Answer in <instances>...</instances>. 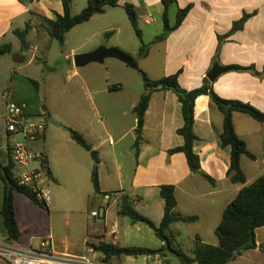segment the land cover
I'll return each mask as SVG.
<instances>
[{
	"label": "crops",
	"instance_id": "0c3cea01",
	"mask_svg": "<svg viewBox=\"0 0 264 264\" xmlns=\"http://www.w3.org/2000/svg\"><path fill=\"white\" fill-rule=\"evenodd\" d=\"M127 3L132 4L138 13L143 41L146 38V30H149L155 32L149 37L150 42L161 47L158 50V57L161 58L160 68L154 75H150L152 79L179 73L180 86L184 90L192 91L203 86L214 64L233 67L235 70L224 73L215 82H211L214 92L222 99L248 103L264 112V0H175L168 10V18L172 26L176 23L178 10L189 6L191 9L183 23L165 40L158 39L164 32L163 0H119V7L114 9L124 10L123 5ZM86 6L87 0L84 8ZM110 8L112 9L107 7L102 15H108ZM63 12L62 0H0V45L12 46L11 38L17 37L15 30L25 29L36 18H43L49 22ZM102 15H95L82 25L97 21V17ZM244 15L249 17L243 28L231 34L234 23L240 21ZM170 17H173V21ZM159 19H162L161 23ZM109 21L110 29L113 30L109 35L112 37L103 45L127 53L124 48H128V45L122 40L116 38L112 42L121 32L118 21L110 16ZM82 25L76 26L67 33L65 44L68 35ZM160 28H163L162 33H158ZM97 34L98 31H95L87 37L78 47L72 49L71 54L77 55L97 49L95 47L97 45L91 44V39ZM219 37H225L222 44ZM136 53L139 55V50H136ZM151 57L153 53L149 49L148 56L141 58L148 60ZM237 66H252L257 74L240 71ZM73 67L72 76H75L78 70ZM105 77L101 76L103 79ZM122 90L119 86L111 89L104 81L94 90L91 114L86 115L81 127H78L81 128L80 133L98 152L101 192L125 193L132 199L135 210L159 227L165 215V200L160 195V187L173 185L176 188L178 202L176 211L183 216H196L197 220L191 223L172 224L170 234L173 231L181 233L186 229H192L188 239L194 242L198 236L206 243L204 239L206 233L196 231L197 225L211 222L212 233L216 235V228L228 205L245 185L252 184L263 175L250 179L246 166H257L259 163L264 165V123L244 113L236 112L233 115L236 133L256 156L255 160L247 156L242 157L241 165L247 183L234 184L228 177L231 147L222 146L219 139L224 128V114L209 95L200 96L195 106L194 132L198 138L195 152L201 160V171H198L199 174H194L189 168L184 153H169L170 150L184 144L183 136L178 133V130L184 126V117L177 95L171 90L153 93L146 112L141 141L136 148L137 117L134 108L144 93V88L137 89L128 96L119 97ZM29 115L32 116L31 113ZM111 120L120 127L115 134L117 140L111 136L103 138L97 126L98 123L103 124ZM5 134L7 143H3L0 139V161L3 165L9 163L10 144L19 139L9 136L6 129ZM41 140L44 141L43 144ZM41 140L31 143V147L34 151L42 153L47 161L50 170L47 183L51 189L52 202L46 207L35 203L24 194L15 193V212L21 234L18 244L23 240V243L29 246H36L42 239L53 236L60 251L79 255H90V250H96L94 247L102 242L120 247L152 249L134 241L138 240L139 233L145 231L143 226L145 224L135 223L129 217L121 215L123 199L112 203L106 217L101 220L92 219L87 212L83 213L82 209H67L66 207L77 202L82 204L83 200H88L91 212L96 210L99 204H103L102 194L96 195L95 190L89 191L88 181L92 183L93 170H72L73 157L69 149H73L72 145L78 144L70 135L69 138L64 136L65 145L62 148L54 147L49 135L48 121ZM74 151L81 154L77 148ZM202 172L212 177L215 182L213 184L209 182ZM4 192L5 183L0 174L2 239L7 238L2 216ZM113 226H116V234L111 232ZM163 244L161 241L159 248ZM256 244V249L244 252L261 258L260 255L264 253L259 247L264 246V227L256 231ZM169 254L167 253L165 257L159 255L164 263L170 264ZM96 256L100 257L101 252L96 251ZM150 257L154 256H148ZM110 261L117 264H135L138 257H113ZM262 263L264 264V260Z\"/></svg>",
	"mask_w": 264,
	"mask_h": 264
},
{
	"label": "trees",
	"instance_id": "16d2710c",
	"mask_svg": "<svg viewBox=\"0 0 264 264\" xmlns=\"http://www.w3.org/2000/svg\"><path fill=\"white\" fill-rule=\"evenodd\" d=\"M74 0H62L63 14H57L54 20L49 21V35L52 39L57 40L61 45L65 44L66 35L76 26L87 23L95 15H102L106 12L107 7H119V0H87V6L78 15H72V4ZM175 0H163L164 14V32L158 39L165 40L169 34L177 29L184 21L191 7L178 10L176 23L172 26L168 18V10L170 5ZM123 8L131 22V25L141 42L139 50L140 57H147L149 53L148 45L143 41V33L138 23V13L132 4H124ZM249 15L234 23L231 34L241 30L247 21ZM31 30L28 24L23 30H15V35L20 39L22 47L25 49L28 46L27 36ZM108 33L107 35H109ZM225 37H219L220 44ZM12 46L10 44L0 45V56L11 53ZM240 71H250L257 74L254 67H240ZM144 74V73H143ZM34 84L35 81L31 80ZM115 89V87H111ZM173 91L181 105L184 117V126L178 130V133L183 136L184 144L180 147L169 151L170 154L184 153L189 168L192 172L201 171V160L195 152V143L198 140L194 132L195 124V106L198 98L202 95H209L213 103L224 114V128L219 139L224 147H231V163L228 170V177L234 184H246L247 177L242 169L241 161L243 156H247L253 160L256 156L250 152L247 143L238 136L235 131L233 115L236 112L244 113L252 117L254 120L264 123V112L258 110L248 103L237 100H225L220 98L213 90L212 83L204 80L201 88L187 91L179 84V73L165 76L160 79H151L144 74V93L134 108L137 117V140L135 147L138 148L141 141L142 132L145 125V116L149 108L151 97L157 91ZM27 114L28 111H27ZM32 115V114H31ZM71 138L83 149L88 151L94 161L92 171V183L95 194H107L101 192L99 182V157L98 152L93 149L84 135L77 130L67 128ZM43 165L50 174L47 161L43 160ZM16 166L13 160L12 149L9 148V163L3 165L0 161V174L5 183L4 201L2 207V216L4 225L7 231V240L17 242L20 238V229L15 212V193H21L29 197L35 203L43 204L38 200L36 194L29 188L19 185L15 177ZM204 177L211 182H215L212 177L202 172ZM160 195L165 200V215L160 224L156 226L149 218L139 214L133 207V201L130 197L124 196L122 202L121 215L129 217L135 223H143L151 228L155 235L164 243L159 249L137 248V247H120L114 244L102 242L94 247L96 251L105 255L106 260L113 257L121 258L123 256H153L160 255L165 257L170 253L177 257L181 264H228L235 261L238 256H241L244 251L257 248L256 231L264 227V175L258 177L252 184L245 185L238 193L236 198L225 209L222 220L216 228L215 234L218 239L217 245L204 243L200 237L194 240L193 255L189 256L184 250L175 246L172 235L170 234L171 225L177 222L191 223L197 220L196 216H183L176 211L178 206L176 198V188L173 185H163L160 187ZM249 240H254L246 246L242 252H236V249ZM264 252V248H263Z\"/></svg>",
	"mask_w": 264,
	"mask_h": 264
},
{
	"label": "rangeland",
	"instance_id": "374dc122",
	"mask_svg": "<svg viewBox=\"0 0 264 264\" xmlns=\"http://www.w3.org/2000/svg\"><path fill=\"white\" fill-rule=\"evenodd\" d=\"M86 0H74L72 5V15H78L84 9ZM108 15L98 16L97 21L82 25L68 35L67 43L61 45L57 40H54L49 35V22L45 19L36 18L32 24H29L31 30L27 36L28 46L23 48L18 37L11 38L12 50L11 53L0 56V139L3 143H7L5 134L6 124V103L3 99L4 90H10L12 99L18 103L27 105L28 113L32 114L34 120L48 121L49 135L54 147L59 149L65 145L64 136L70 137V133L64 125L69 126L81 132L78 127L86 115L91 114L93 108L94 90L101 86L104 81L110 87L119 86L123 90L118 95L119 97L128 96L131 92H136L137 89L144 88V74L148 77L154 75L159 70L161 58L158 57L160 45L151 43L150 38L155 32L149 30L145 32L144 43L152 50L153 57L148 60H143L136 50H140L141 42L137 37L132 25L129 22L127 14L123 9H108ZM110 18H115L121 32L119 38L128 45L124 48L127 53H130L140 65V70H134L125 63L117 59H107L105 64L91 63L85 67L79 68L78 74L72 76L74 72V56L71 54L72 49L78 47L87 37L91 36L95 31L97 35L91 39V44L95 47L105 46L112 35H107L110 31ZM173 21V17H170ZM162 22V19H159ZM35 30V31H34ZM163 28H160L158 33H162ZM67 36V35H66ZM93 41V42H92ZM111 48L110 46H105ZM118 49V48H117ZM125 52L124 50H122ZM131 51V52H129ZM126 53V52H125ZM126 53V54H127ZM20 54L26 57V62L16 64L13 62V55ZM155 56V58H154ZM144 73V74H143ZM106 76L105 79L101 76ZM159 75V74H156ZM100 77V78H99ZM151 78V77H150ZM152 79V78H151ZM160 79V78H159ZM31 80L35 81L34 84ZM104 80V81H103ZM5 90V91H6ZM54 121H57L54 122ZM100 135L103 138L112 137L117 140L116 133L120 130L119 125L114 124L113 120L98 123ZM42 139V138H41ZM39 139V141L41 140ZM44 141L41 140V144ZM73 149H69L73 159L74 167L72 170H93L94 161L91 155L82 147L72 145ZM80 150L81 154H77L74 150ZM248 165V164H247ZM246 172L250 179L264 175V165L259 163L257 166H246ZM89 191L94 192V186L88 181ZM102 199V198H101ZM67 209H82L90 216L91 207L88 200H83L75 203ZM103 204H99L95 209L103 211ZM67 209H65L67 211ZM101 220V218H98ZM211 222H205L197 225L196 231H204L206 236L205 242L209 244H217V236L212 233ZM145 231L138 235L137 243L141 246L152 249L161 246L160 239L155 235L154 231L147 225H143ZM192 229H186L179 233L178 231L171 232L175 246L181 247L189 256L193 255L194 242L188 239V234ZM3 236L0 235V238ZM193 240V239H192ZM40 243V242H39ZM20 244L29 246L20 240ZM39 245V244H38ZM36 245V246H38ZM263 252V251H262ZM264 253V252H263ZM256 257L254 254L244 252L235 261L228 264H263L264 254ZM170 264H181L179 259L172 254H169ZM135 264H155L154 258L148 256L138 257ZM165 264H167L165 262ZM197 264V263H196Z\"/></svg>",
	"mask_w": 264,
	"mask_h": 264
},
{
	"label": "built area",
	"instance_id": "2783aa9c",
	"mask_svg": "<svg viewBox=\"0 0 264 264\" xmlns=\"http://www.w3.org/2000/svg\"><path fill=\"white\" fill-rule=\"evenodd\" d=\"M3 99L6 103V131L9 136L19 138L10 144L16 166L15 177L19 185L29 188L44 206L49 207L52 194L47 183L49 173L43 165L44 155L31 147V143L42 138L46 124L27 114L25 103L13 101L10 90L4 91ZM124 196L126 194L123 192L102 194L103 211H92L91 218L106 217L111 204L121 201ZM111 232L117 233L116 226L112 227ZM91 255L96 256V250L91 249L90 255L62 252L53 236L42 239L38 246H22L0 238V264H117L106 260L103 253L95 258ZM153 256L150 258H154L155 264H165L159 255Z\"/></svg>",
	"mask_w": 264,
	"mask_h": 264
},
{
	"label": "water",
	"instance_id": "95a60500",
	"mask_svg": "<svg viewBox=\"0 0 264 264\" xmlns=\"http://www.w3.org/2000/svg\"><path fill=\"white\" fill-rule=\"evenodd\" d=\"M117 59L126 65H128L130 68L139 71L140 65L139 63L130 55L126 54L125 52L116 49V48H107L105 46H100L97 49L77 54L74 56L73 62L76 69L85 67L91 63H98V64H104L107 59ZM26 61V57L23 55H14L13 56V62L16 64H23ZM235 70L233 67H223L219 65V63L214 64L213 68L210 70V72L207 74V78L210 82H215L222 74L227 73L229 71ZM194 174H199L198 171H195ZM254 242V240H249L239 246L236 249V252H242L246 246ZM260 249H263L264 246H260Z\"/></svg>",
	"mask_w": 264,
	"mask_h": 264
}]
</instances>
